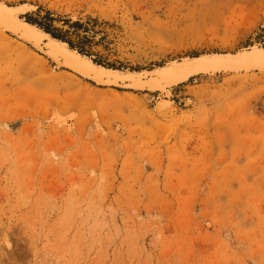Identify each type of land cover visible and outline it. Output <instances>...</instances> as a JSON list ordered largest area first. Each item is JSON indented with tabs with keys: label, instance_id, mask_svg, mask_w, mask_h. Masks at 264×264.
I'll return each mask as SVG.
<instances>
[{
	"label": "rangeland",
	"instance_id": "rangeland-1",
	"mask_svg": "<svg viewBox=\"0 0 264 264\" xmlns=\"http://www.w3.org/2000/svg\"><path fill=\"white\" fill-rule=\"evenodd\" d=\"M2 1L117 69L264 45V0ZM70 75L0 35V264H264V74Z\"/></svg>",
	"mask_w": 264,
	"mask_h": 264
},
{
	"label": "bare ground",
	"instance_id": "bare-ground-1",
	"mask_svg": "<svg viewBox=\"0 0 264 264\" xmlns=\"http://www.w3.org/2000/svg\"><path fill=\"white\" fill-rule=\"evenodd\" d=\"M0 6L15 13L14 18L8 14L0 16V35H6L21 46L32 49L39 56H42L53 68L64 70L73 77L85 80L99 87L129 90L139 93H156L160 97H165L171 88L188 83L197 77H211L219 74H264V66H259L258 69L246 68L244 70L239 68L232 69L229 66L230 57L233 53L259 48V46L264 47V45H252L232 53H209L188 56L149 70L127 71L125 69L108 67L97 63L92 57L79 52L67 42L53 36L42 27L29 22L26 19V15L31 13L33 9L29 4H8L0 0ZM16 9L23 10L16 12ZM193 68L194 70L191 73L187 72ZM182 74L183 77L179 79ZM170 78H177V80L171 82L168 87L165 86L160 89L156 87L143 88L145 83H159ZM115 80L125 81V83L116 82ZM159 104L163 109L166 106V102L164 101H161ZM168 109L170 108L168 107Z\"/></svg>",
	"mask_w": 264,
	"mask_h": 264
},
{
	"label": "water",
	"instance_id": "water-1",
	"mask_svg": "<svg viewBox=\"0 0 264 264\" xmlns=\"http://www.w3.org/2000/svg\"><path fill=\"white\" fill-rule=\"evenodd\" d=\"M33 10V9H32ZM264 47H260L259 48H255V49H247L245 51H239L236 53H233L231 55V59H230V63L229 66H231L230 68L234 69V68H239L241 70H244L246 68H250V69H258L259 66H264V56H262V54H264ZM55 62V61H54ZM123 69V68H121ZM194 70L191 69L190 71L187 72H192ZM129 71V70H127ZM183 74L179 77L182 78ZM178 79V80H179ZM175 80H177V78H170L168 80H164L161 81L159 83H145V86L143 88H154L156 87L157 89L163 88V87H168L170 85L171 82H174ZM116 82H120V83H125V81H117ZM117 84V83H114Z\"/></svg>",
	"mask_w": 264,
	"mask_h": 264
},
{
	"label": "snow or ice",
	"instance_id": "snow-or-ice-1",
	"mask_svg": "<svg viewBox=\"0 0 264 264\" xmlns=\"http://www.w3.org/2000/svg\"><path fill=\"white\" fill-rule=\"evenodd\" d=\"M23 9H16L15 11H22ZM4 14H8L9 16H11L12 18H14L15 13L13 11H10L8 9H4L2 6H0V16L4 15ZM262 56H264V54H262Z\"/></svg>",
	"mask_w": 264,
	"mask_h": 264
},
{
	"label": "trees",
	"instance_id": "trees-1",
	"mask_svg": "<svg viewBox=\"0 0 264 264\" xmlns=\"http://www.w3.org/2000/svg\"><path fill=\"white\" fill-rule=\"evenodd\" d=\"M29 22H31V21H29ZM98 63V62H97ZM99 64H101V63H99ZM108 67H109V65H108ZM110 67H113V66H110Z\"/></svg>",
	"mask_w": 264,
	"mask_h": 264
}]
</instances>
